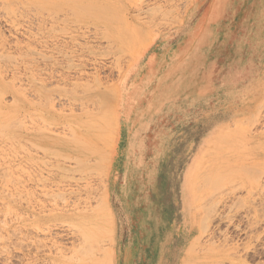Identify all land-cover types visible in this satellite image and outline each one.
<instances>
[{
	"label": "rangeland",
	"instance_id": "rangeland-1",
	"mask_svg": "<svg viewBox=\"0 0 264 264\" xmlns=\"http://www.w3.org/2000/svg\"><path fill=\"white\" fill-rule=\"evenodd\" d=\"M140 3L176 6L147 25L146 15H139ZM256 6L264 3L0 0V264H114L115 253L118 264H166L162 248L175 241L149 243L160 237L151 231V220L139 239L136 233L124 242L114 239V219L112 232L105 234L111 231L102 216L105 209L112 216L106 169L113 144H102L104 138L112 142L114 133L104 134L108 114L101 110L110 108L116 116L117 74L136 48L152 40L148 48L170 51L173 37L180 42L189 33L195 40L197 31H203L207 98L218 72L230 64L236 44L249 45L254 28L250 13ZM192 18L195 23L189 24ZM121 22L134 30L122 45L105 27L109 23L120 29ZM84 113L95 115L91 127L96 130L91 133L103 153L71 157L67 150L74 139L72 128ZM227 116L206 126L205 110L204 195L182 224L184 246L178 264H264V98L239 115ZM81 127L77 131L83 137L88 128L85 123ZM217 203L221 213L210 217ZM91 218L103 228L95 227V240L85 243L82 233L89 234ZM201 248L208 252H199Z\"/></svg>",
	"mask_w": 264,
	"mask_h": 264
},
{
	"label": "crops",
	"instance_id": "crops-1",
	"mask_svg": "<svg viewBox=\"0 0 264 264\" xmlns=\"http://www.w3.org/2000/svg\"><path fill=\"white\" fill-rule=\"evenodd\" d=\"M195 34V40L189 33L180 42L173 37L171 52L140 49L116 79V128L106 169L114 239L124 242L131 233L142 238L151 220L160 237L149 243L175 241L162 248L166 264L180 262L182 224L204 195L203 31L201 39ZM223 72L215 77L217 87Z\"/></svg>",
	"mask_w": 264,
	"mask_h": 264
},
{
	"label": "bare ground",
	"instance_id": "bare-ground-1",
	"mask_svg": "<svg viewBox=\"0 0 264 264\" xmlns=\"http://www.w3.org/2000/svg\"><path fill=\"white\" fill-rule=\"evenodd\" d=\"M260 3H264V0H260ZM140 4H142V8L143 9L141 8L139 10V15H141V14L146 15V18L148 20H146L147 22L146 21L145 22L147 23V25H151V24L153 25V23H154L153 21H155V19L159 18L160 16L161 17H165L167 15V13H169V11H171L172 8H174V6H176L175 5L176 3H140ZM185 4L188 5L189 3H185ZM259 6H256L255 9L250 13L251 19H253L252 26H254V28H253V30L251 32V40L249 42V45L247 46L246 43H244V41H243V43L236 44V50H234L232 52V59L230 61V64L228 66H226L225 72L220 73V75H219V77H220L219 86L217 87L216 84L212 85L213 90L210 93V95L207 97L208 98V100H207L208 103H206V99L207 98L205 97V110H206V116H207V118H206V126H209L213 122H217V121H220V120L228 117L227 115L232 114V117H233V115L234 116L239 115L242 110L252 108L254 105H256L258 103L259 100H261V99L263 100V98H264V6H262V7H259ZM179 7H181V6H179ZM144 9H145V11H144ZM177 10H178V8H177ZM120 11H122V8H121V10H120V8L117 10V12H120ZM123 12H124V9H123ZM104 14H107V13L104 12ZM113 14H116V12L114 11ZM144 17L145 16H143V18ZM110 18L107 19V20L112 21L111 20L112 18L111 19ZM110 21H109V23H110ZM172 21L173 22H177L178 21V17L174 16ZM169 22H170V20H169ZM109 23H106L107 26L105 25V23H104V25H105V27H107L110 37L113 40H115L116 43H119V44L123 43L124 40H125V37L127 36V34L134 32L133 28L129 24H126L125 22H124V24H123V22H121L122 25H121L120 29L118 27H116V26L114 27L113 25H108ZM150 27H152V26H150ZM137 28H138V26H137ZM107 39H109V38H107ZM151 42H152V40L148 41L144 46H142L143 45L142 44L141 46L136 48L135 51L138 52L140 49L148 48ZM244 48H246L247 51H243ZM173 61L174 60L171 61V64L173 63ZM86 86H85V88H86ZM109 101H110V99H109ZM102 105H103V103H102ZM107 109H106V107H105V111L99 109V110H101V114L102 115H104V113L109 115V117H108V115H107V117L105 116L106 118L104 116L102 117V119L105 118L106 121L108 119V123H105L106 130H104V131L108 130V133H104V132L103 133L107 134L106 136H109L110 134H111L110 136H112V134L115 133V128H116V116L112 113L110 108L108 110ZM106 111H108L109 113L106 112ZM211 113L213 115L211 117H209V114H211ZM90 116H91V118L93 117L92 120H91ZM94 116L93 115H88L87 113H84L82 118H80V119L77 118L75 120L76 122H74V127L72 128V132H71V133H73L72 135H74L73 136L74 139L72 138V136H70L73 139V141L71 142L72 145H71L70 149L67 150L69 156H71V157H75L76 156L78 158H83V157H89L90 154H92V153L95 154L96 151H97L96 154H98V153H100L102 151V150L100 151V149H99L100 148V146H99L100 140H97L96 137L93 136L92 133H91L92 130H96L95 128H93L94 126L91 127L92 122L95 121V117ZM81 123H85L86 126H87L86 128H88V131L86 130L87 133L85 135H83V137L81 136L80 132L77 131L78 129H80V130L82 129V127L79 128ZM92 125H94V123ZM77 127H78V129H77ZM99 129H98V131L101 132V133L99 134L98 137L101 136L102 137L101 141H103V134H102V131H100ZM82 134H83V132H82ZM70 137H69V139H70ZM104 137H105V135H104ZM66 138H68V137H66ZM46 139H48V137ZM110 141H107V139L104 138V142H103L104 144H102V145L106 146L107 142H109L108 146L110 147L113 144V141L112 142H110ZM37 149L39 150V148H37ZM102 153H100V154L102 155ZM64 157L65 156H63V159H64ZM91 158H92V156H91ZM65 159L67 160V157ZM74 159H73V162L75 164L76 160L74 161ZM68 160L70 161V159H68ZM87 161H88V159L85 162H87ZM89 163H90V161H89ZM87 164H88V162H87ZM78 165H79V163H78ZM78 165H76V166H78ZM122 191H124V190H122ZM218 204L219 203H217L215 205V208L212 209V211H211L212 213H211L210 217H212V216L215 217L216 214H219V212L221 213V211L217 207ZM105 207H104V209H105ZM209 214H210V212H209ZM103 217H104V221H103L104 222V226H106V227L108 226L109 228H111V231H109V232L105 228L106 231L108 232V233H105V234L108 235V234H110V232H112L113 216L109 215V213L105 209L104 210V215L102 216V218ZM208 217H209V215H208ZM221 217H220V219H221ZM92 219L93 218H91L88 221L89 222L88 223L89 229L92 227V229L88 231L89 234L87 235L85 233V231H84V233H82V235L84 236L83 240H84L85 243H89L90 239H94L95 238L94 231H96V233L98 231L97 229L95 230V227H96V225L98 223L95 225L94 221H92ZM217 219H219L218 216H217ZM202 224H204V223H202ZM97 227H102L103 228V226H100V225L97 226ZM102 228H100V230ZM82 229L84 230L85 228L82 227ZM203 229L205 230V228H202V230ZM207 229L205 231H203V233L204 232L207 233L208 232ZM92 231H93V233H92ZM101 231H103V230H101ZM98 234H100V233H98ZM105 234H104V237H105ZM210 238H212V237H210ZM209 241H211V240H209ZM90 244L92 245V243H90ZM90 244H87V245H90ZM106 247H107V245H106ZM90 248H92V247H90ZM204 250L205 249H203V252H208V251H206V250L204 251ZM79 252H80V250H79ZM108 252H109V250H108ZM199 252H202V248H201V250ZM197 254L198 253H196V255ZM204 254L206 255V253H204ZM204 256H202L203 259L205 258ZM118 257H119V255L117 253H115V256L113 258L114 264H118ZM197 258H198V256H197ZM202 258L199 257V259H202Z\"/></svg>",
	"mask_w": 264,
	"mask_h": 264
}]
</instances>
